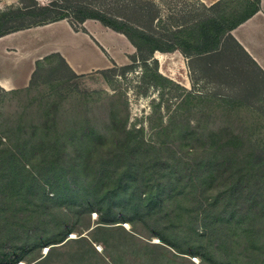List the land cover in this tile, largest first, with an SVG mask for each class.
Listing matches in <instances>:
<instances>
[{
  "label": "trees",
  "instance_id": "trees-1",
  "mask_svg": "<svg viewBox=\"0 0 264 264\" xmlns=\"http://www.w3.org/2000/svg\"><path fill=\"white\" fill-rule=\"evenodd\" d=\"M195 1L204 12L188 6L165 13L158 0H20L0 10V36L69 15L77 22L95 18L134 44L146 88L176 85L158 72L153 53L178 49L203 70H239L257 89L264 72L230 30L259 9V0H243L244 11L226 22L219 9L230 0L210 6ZM108 5L119 10L111 13ZM116 68L125 74L134 63L110 69ZM74 76L59 54H50L36 61L25 89ZM246 94L213 93L208 102L222 98L230 108L248 105L264 112V93ZM74 95L86 102L81 93ZM66 96L37 93L34 108L0 118V264H196L185 255L200 264H264V142L254 126L249 132L242 124H193L188 98L201 95L186 93L184 108L172 111L165 123L159 114L155 138L147 140L142 126H128L126 110H112L100 123L86 108L61 119ZM222 115L233 120L227 110ZM92 212L98 219L89 234L70 237L79 217ZM135 217L160 244L122 226ZM115 237L155 250L125 252V263L122 255L107 259L104 252L109 255ZM34 252L36 257H27Z\"/></svg>",
  "mask_w": 264,
  "mask_h": 264
},
{
  "label": "rangeland",
  "instance_id": "rangeland-1",
  "mask_svg": "<svg viewBox=\"0 0 264 264\" xmlns=\"http://www.w3.org/2000/svg\"><path fill=\"white\" fill-rule=\"evenodd\" d=\"M40 4H47L52 0H36ZM61 1V0H59ZM163 3L165 13L169 11H176L179 9L192 6L196 12H204L196 3L195 0H158ZM20 0H0V10L6 9L8 6L19 4ZM246 8V3L243 0H230L227 4L220 7V12L225 14V22L232 16L239 14ZM111 13H116L119 9L108 5L105 9ZM67 18L74 21L77 24V20L73 16L69 15ZM141 64L134 63V69L126 71L125 74H121L120 69L114 70L108 69L102 72H92L82 75L70 77L62 83L43 82L38 81L37 84L31 86L28 89H18L16 91H3L0 89V118L2 116H8L15 111L26 109L30 110L36 106L35 97L37 93H66L67 96L60 104L58 110L59 117L72 118L78 111L85 108L90 114H93L98 118V123L107 118L108 113L112 110L120 111V114L128 112L127 124L128 126L134 125L136 127H143V135L147 140H153L155 138L154 127L159 121V114L162 117V123H165L168 119V115L174 110H182L184 105L182 99L186 97V93L192 95H201L198 97L188 98L193 108L189 111V117L191 123L206 124L207 127L213 129H219L223 126L234 127L237 124H242L250 132L252 126L256 130L257 138L264 142V115L258 111H253L248 105H236L229 107V104L221 98L220 100H214L208 102L209 94L213 93H264V83L262 85L257 84V89L253 91L251 84L246 82L244 76L236 69H225L224 67H215L203 70L197 66L192 68L189 77L191 84L187 87L182 86L175 82L176 85L170 87L154 88L141 84L139 76L142 73ZM252 88V89H251ZM15 93V94H8ZM75 93H81V97L86 100L85 103L77 99ZM115 94V95H114ZM202 97L203 95H206ZM250 99V96H247ZM246 99V98H245ZM209 103L206 107V105ZM201 108L202 110H196ZM213 109L209 114L208 109ZM223 110H227L233 116V120H227L222 115ZM28 115V114H27ZM251 127V128H250ZM5 140V139H3ZM98 216L95 212L88 214H82L77 222V230L69 234L70 237H74L78 232L81 235H88L89 229L97 222ZM122 226L131 232L136 237H139L145 242L158 243L155 235H149V229L144 221L138 217H135L134 223H121ZM101 237H103L101 235ZM122 238V237H121ZM121 238L115 237L114 241H110L107 247L109 255L105 256L110 258V254L118 259L119 255L124 256L121 263H125L129 256L125 252H134L137 255L147 252L149 255L154 252L155 249H145L142 245L134 243V240L127 241V244L121 243ZM94 244V242H92ZM95 247L100 252H103L102 243L96 242ZM125 248V249H124ZM133 250V251H131ZM171 250V249H170ZM46 248L40 250L41 253H45ZM173 251V249L171 250ZM174 252V251H173ZM131 254V253H130ZM156 254H162V252L156 251ZM38 254L36 252L27 255L30 259H33ZM132 256V255H131ZM169 253L166 252V257ZM189 260L196 264H200L199 258L191 255H185ZM126 259V260H125ZM25 264V261L19 263Z\"/></svg>",
  "mask_w": 264,
  "mask_h": 264
},
{
  "label": "crops",
  "instance_id": "crops-1",
  "mask_svg": "<svg viewBox=\"0 0 264 264\" xmlns=\"http://www.w3.org/2000/svg\"><path fill=\"white\" fill-rule=\"evenodd\" d=\"M199 1L210 6L218 0ZM230 33L264 72V0H259V9ZM54 53L77 75L139 62L136 47L123 33L95 18L77 24L62 18L0 36V88L11 91L28 87L36 61ZM153 58L162 75L184 87L191 84L189 73L196 63L189 56L178 49L156 50Z\"/></svg>",
  "mask_w": 264,
  "mask_h": 264
},
{
  "label": "water",
  "instance_id": "water-1",
  "mask_svg": "<svg viewBox=\"0 0 264 264\" xmlns=\"http://www.w3.org/2000/svg\"><path fill=\"white\" fill-rule=\"evenodd\" d=\"M156 239H157L156 241H159L158 238H156ZM19 264H21V263H19ZM22 264H23V263H22Z\"/></svg>",
  "mask_w": 264,
  "mask_h": 264
},
{
  "label": "bare ground",
  "instance_id": "bare-ground-1",
  "mask_svg": "<svg viewBox=\"0 0 264 264\" xmlns=\"http://www.w3.org/2000/svg\"><path fill=\"white\" fill-rule=\"evenodd\" d=\"M159 55H161V54H159ZM128 224L126 223V226H127ZM21 264H22V262H21Z\"/></svg>",
  "mask_w": 264,
  "mask_h": 264
}]
</instances>
